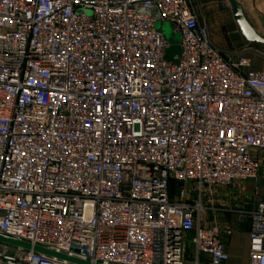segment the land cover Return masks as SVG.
<instances>
[{"label": "built area", "instance_id": "built-area-1", "mask_svg": "<svg viewBox=\"0 0 264 264\" xmlns=\"http://www.w3.org/2000/svg\"><path fill=\"white\" fill-rule=\"evenodd\" d=\"M255 151L264 72L214 48L196 0H0V237L31 247L0 264H189V234L191 264H227L202 197L258 180ZM240 218L264 264V202Z\"/></svg>", "mask_w": 264, "mask_h": 264}, {"label": "crops", "instance_id": "crops-1", "mask_svg": "<svg viewBox=\"0 0 264 264\" xmlns=\"http://www.w3.org/2000/svg\"><path fill=\"white\" fill-rule=\"evenodd\" d=\"M238 2L257 34L264 38V0ZM196 8L215 49L234 60L246 58L251 61L254 71L264 72V46L246 40L227 0H196ZM254 157L260 165L258 180L241 182L233 187H215L202 197L205 210L201 213L199 223L205 227L218 224L222 228L224 233L221 239L229 255L227 264H250L251 222L248 218L242 221L240 216L264 202V152L255 151ZM193 236H187L189 264L194 257L191 243ZM201 264H208V259L202 256Z\"/></svg>", "mask_w": 264, "mask_h": 264}, {"label": "water", "instance_id": "water-1", "mask_svg": "<svg viewBox=\"0 0 264 264\" xmlns=\"http://www.w3.org/2000/svg\"><path fill=\"white\" fill-rule=\"evenodd\" d=\"M227 1L229 2L230 6L233 10L234 17H235V19H236V21L240 27V30H241L243 36L246 38V40L253 43V44L264 46V38L262 36H260L259 34H257L254 27L252 26V24L248 20L247 16L245 15L243 7L238 2V0H227ZM144 13L151 14V15L155 16L157 19H160L159 14L155 11H145ZM157 29H158V31L163 33V35L165 36V38L167 40L172 39V34H171V31H170V28L168 25L164 26V27L158 25ZM171 43H172V46L168 52V55L166 58L167 61H174V58L176 56H179L182 52L181 43H180L179 39H172ZM0 242H4V243L15 245V246H21V247L26 248V249H31V247L29 245L20 244V243H17L15 241L4 239L2 237H0ZM34 251L36 253L48 255L51 257H56L59 259L68 260V261L75 263V264H88V263L82 262V261L77 260V259H72V258H68L65 256L56 255V254H54L48 250H45V249L39 248V247H35Z\"/></svg>", "mask_w": 264, "mask_h": 264}]
</instances>
